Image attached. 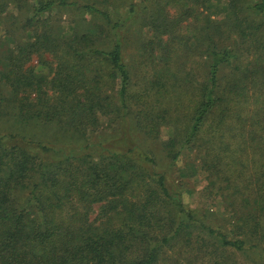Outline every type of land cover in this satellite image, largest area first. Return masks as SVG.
Segmentation results:
<instances>
[{"label": "trees", "instance_id": "16d2710c", "mask_svg": "<svg viewBox=\"0 0 264 264\" xmlns=\"http://www.w3.org/2000/svg\"><path fill=\"white\" fill-rule=\"evenodd\" d=\"M211 1L126 0L120 13L112 0H0V20L28 9L27 38L0 44V264H168L166 249H203L192 222L237 250L264 237V0H215L220 20ZM64 14L89 18L67 35ZM44 54L50 77L29 65ZM132 122L154 139L171 125L166 165ZM186 149L211 196L232 200L235 238L184 204L169 171Z\"/></svg>", "mask_w": 264, "mask_h": 264}, {"label": "rangeland", "instance_id": "374dc122", "mask_svg": "<svg viewBox=\"0 0 264 264\" xmlns=\"http://www.w3.org/2000/svg\"><path fill=\"white\" fill-rule=\"evenodd\" d=\"M97 1V0H90ZM117 7H121L126 3V0H112ZM140 1V0H139ZM211 14L214 19L220 20L223 19L225 13H219L221 7L219 4L215 3V0L211 1ZM147 3L145 0H142V6L144 7ZM125 6L120 8V13L123 12ZM220 10V11H219ZM28 9L22 8V10L13 7L10 9L8 14H4V20H0V44L10 43L13 44V40L10 38L12 36L13 39L17 41L25 40L26 32L19 29L21 27V19L28 15ZM219 11V12H218ZM219 14H218V13ZM63 19H68L62 28V34L71 35L72 26L69 19L73 18L77 21V24L81 23L84 18H89L88 16H83L80 14H76V16H72L69 14H64ZM2 16V17H3ZM55 16L60 18L61 13H56ZM12 31V32H11ZM64 31V32H63ZM147 31V30H146ZM14 36V37H13ZM6 41V42H5ZM3 45V48L5 47ZM1 49V46H0ZM139 53L134 45H130V48L127 50V62L133 63L135 59L139 58ZM31 67L35 69L37 73L44 74L47 77H50L51 71L54 67L53 59L44 54L42 58L39 56H35L34 59L29 63ZM177 93V92H176ZM177 95V94H176ZM0 127H4L5 122L3 120L0 121ZM31 124V123H29ZM135 124L132 122V136L135 138L137 143L146 150H151L155 158L162 165H166L165 163V153L163 151V143L167 141V139L171 136L173 130L171 125H163L161 128V137L158 139L148 138L140 131L135 129ZM30 126V125H28ZM54 128H45L40 130L38 128L30 127L26 132H35L37 134H41L45 137H52L54 134ZM116 134L115 131L109 130L105 131L103 135H99L97 137L90 136L96 141L104 142L111 138ZM62 140V139H61ZM64 141V140H63ZM59 145H63L64 142L59 141L56 142ZM77 143V142H75ZM80 144L82 142H79ZM254 154V153H252ZM193 153L191 150H185L182 154V158L178 165L173 166L170 169L169 174L171 179H173L177 185L179 190L182 193L184 204L189 208L195 211L196 217L200 219L205 225L208 223H212L214 225L220 226L225 232L231 233V237L235 238V230L233 229V203L229 198L224 197H212L209 189V182L205 180L204 176L200 173L199 164L197 165L192 160ZM259 156H257L258 158ZM191 162L195 163L194 168L191 166ZM259 169V168H258ZM257 169V170H258ZM252 171H255L253 169ZM186 172V175L181 176V173ZM263 203V202H262ZM261 203V204H262ZM259 220L264 228V212L261 214ZM192 222V221H191ZM192 229H197V233L200 234V237L203 241V249L192 250L190 247H186L184 249L175 248L166 249L165 253L162 255V258L165 257V260L168 261V264H173L170 260L171 256L175 254V252H183L182 264H264V237L261 235L254 236L251 241L252 247L245 250H237L230 246L222 245L215 236L208 235L206 233V229L200 225V223L192 222ZM200 231V232H198ZM250 244V243H249ZM248 244V245H249ZM254 246V247H253ZM178 254L173 255L172 259L177 258ZM164 261V260H163ZM161 264H167L162 262Z\"/></svg>", "mask_w": 264, "mask_h": 264}]
</instances>
